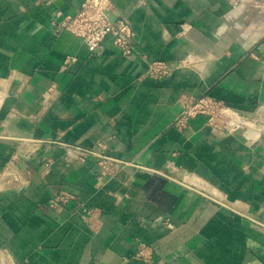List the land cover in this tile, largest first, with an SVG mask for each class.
Returning a JSON list of instances; mask_svg holds the SVG:
<instances>
[{
	"label": "crops",
	"instance_id": "crops-1",
	"mask_svg": "<svg viewBox=\"0 0 264 264\" xmlns=\"http://www.w3.org/2000/svg\"><path fill=\"white\" fill-rule=\"evenodd\" d=\"M83 1L0 0V264H264V0H111L128 57L56 26ZM200 96L224 130L174 126Z\"/></svg>",
	"mask_w": 264,
	"mask_h": 264
},
{
	"label": "built area",
	"instance_id": "built-area-1",
	"mask_svg": "<svg viewBox=\"0 0 264 264\" xmlns=\"http://www.w3.org/2000/svg\"><path fill=\"white\" fill-rule=\"evenodd\" d=\"M112 19L113 22H111ZM55 24L59 29L80 39L89 53L94 52L100 44L108 39L122 56L128 57L134 52V34L131 27L123 17L114 14L111 0H84L76 15L64 17ZM77 61L76 58L67 57L63 61V69L76 64ZM169 71L170 68L165 63L154 61L148 63L146 75L152 79L160 80ZM230 114L232 112L222 103L208 96L184 97L179 102V113L174 121V126L178 130H183L187 127L188 121L198 116H205L212 129L222 131L225 128L227 116ZM70 150L81 162L87 158L95 159L97 166L101 169V174L104 175L115 174L121 166L98 150L80 147H72ZM122 167L123 165L120 168ZM83 212L90 220L92 212L88 209H84ZM253 222L264 227L263 223H257L254 220ZM144 252L145 248L140 246L138 256H144Z\"/></svg>",
	"mask_w": 264,
	"mask_h": 264
},
{
	"label": "water",
	"instance_id": "water-1",
	"mask_svg": "<svg viewBox=\"0 0 264 264\" xmlns=\"http://www.w3.org/2000/svg\"><path fill=\"white\" fill-rule=\"evenodd\" d=\"M111 22H113V19L111 20Z\"/></svg>",
	"mask_w": 264,
	"mask_h": 264
}]
</instances>
